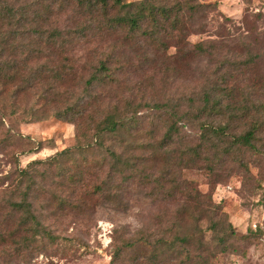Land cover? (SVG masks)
<instances>
[{
  "label": "trees",
  "instance_id": "obj_1",
  "mask_svg": "<svg viewBox=\"0 0 264 264\" xmlns=\"http://www.w3.org/2000/svg\"><path fill=\"white\" fill-rule=\"evenodd\" d=\"M65 1L73 4L78 14L75 27L64 29L53 23L41 26L53 7L44 3V12L37 5V26L33 32L25 35L24 30H16L13 34L12 46L19 58L0 59V152L14 163L0 175V182L7 177L6 184L0 187V205L6 208L3 221L18 219L12 229L0 224V244L4 246L9 239L14 242V236L22 231L28 233L16 240L12 251L3 252L12 258L24 257L56 246L62 238L38 214L32 195L36 187L45 185L42 180L50 177L48 170L57 168L70 190L67 195V187L52 190L58 209H80L87 196L97 195L100 202L125 210L127 201L123 191L130 188L143 190L154 200L170 202L184 197V202L168 219L169 225L160 233L143 227L129 235L127 230L122 233L117 230L111 236L108 264H219L215 261L217 253L226 251L230 239L238 235L219 203L193 186L182 176V170L203 159L211 162L234 151L256 150L257 137L264 134V107L248 97L245 86L236 77L229 78L235 72L231 68L237 66L228 69L225 63L229 56L217 57L214 40L188 39L189 34L206 30L204 17L212 10V3ZM58 6L61 10L55 14L64 10L62 3ZM3 33L6 38L3 41L8 42L12 38L10 31ZM110 38L114 41L108 43L105 56L98 59L97 68L84 80L82 74L73 71V65L52 62L55 53L73 49L79 40L99 45ZM6 46L0 43V52ZM170 46L175 47L173 53L166 52ZM159 52L175 58V76L179 75L176 63L196 54L215 53L214 62L218 64L198 89L175 82L174 100L161 97L143 101L120 94L112 102V89L127 83L131 73H144ZM75 78L82 79L84 85L77 97L70 99L69 94L74 93L67 90L65 94L60 88ZM95 85L102 88L94 89ZM28 93L35 99L22 107L20 98ZM135 94L139 96L138 92ZM49 114L74 123V144L20 165L18 154L38 151L43 145L40 141L31 145L30 137L23 135L14 122L40 120ZM83 117L88 119L84 121ZM145 135L149 140L143 139ZM193 135L197 142L190 143ZM182 142H186L184 147L177 148L178 153L173 154L175 149L171 146ZM19 143L28 146L16 150ZM185 214L193 218L194 230L180 234L178 229L175 231V216ZM203 217L209 220L205 227L198 224ZM206 231H210L207 238ZM194 237L199 246L191 252L186 246ZM210 241L214 242L213 250L207 249ZM139 245L148 249L132 253L131 249Z\"/></svg>",
  "mask_w": 264,
  "mask_h": 264
},
{
  "label": "rangeland",
  "instance_id": "obj_2",
  "mask_svg": "<svg viewBox=\"0 0 264 264\" xmlns=\"http://www.w3.org/2000/svg\"><path fill=\"white\" fill-rule=\"evenodd\" d=\"M53 1L55 2L51 3ZM202 1L213 5L212 10H209L204 17L206 30L191 33L188 39L191 42L214 40L216 47L212 50L218 53L217 57L229 56L228 63H225L228 69L237 66L235 69L231 68L235 72H232L229 78L236 77L235 79L245 86L248 97L258 106L264 107V0ZM44 3L53 7V12H48L50 15H47L41 26L48 27L53 23L64 29L75 27L78 14L73 4L65 0H0V43L7 45L6 50L0 52V59L19 58L16 54L17 50L12 46L15 44L13 34L16 30H24L25 35L32 33L33 28L37 26L36 7L38 5L40 6L38 9L46 12ZM61 3L63 12L55 14V11L61 10L57 8ZM6 31H10L12 36L8 42L3 41L6 40L3 33ZM113 38L105 39L99 45L79 40L73 49L55 53L52 62L73 65V71L82 74L84 80L97 68L98 59L105 56L109 48L108 43ZM174 51L175 47L170 46L166 52ZM214 56L215 53L212 55L203 53L180 60L176 63L179 75L175 76V58H167L164 53L159 52L156 57L154 56V61L146 66L144 73H131L127 83L122 82L114 87L110 93V100L117 101L120 94L130 95L134 100L143 101L161 97L162 100L169 97L173 99L175 82L178 81L187 88L196 86L198 89L206 76L217 68L218 62H214ZM83 80L76 78L73 81L68 80L60 90L62 89L65 94H68L67 90L71 91L74 94H69L70 99L76 98L77 93L83 88ZM136 81L138 82L135 83ZM101 88L102 86H94V89ZM137 92L139 96L135 97ZM34 99L35 96L28 93L20 98L22 101L20 105L29 106ZM86 119L88 118H82L84 121ZM14 125L23 135L30 137L31 145L38 141L43 145L38 151L18 154L22 166L33 158L45 157L75 142L74 123L52 114L35 121L18 120ZM161 132L160 128L158 133ZM194 137L191 136L190 143L197 142ZM143 139L149 140L148 135ZM185 143L173 144L171 146L175 149L173 154L178 153L177 148L182 149ZM256 143V150L234 151L211 162L203 159L182 170V176L190 180L193 186L203 193H209L212 201L219 203L238 235L230 239L226 251L217 253L215 261L219 264H264V134L257 137ZM27 146L28 144L19 143L15 148L24 149ZM97 154L101 153L97 151ZM159 164L163 166V161L160 160ZM13 166L14 163H10L7 156L0 152V175H4ZM48 173L50 177L46 181L42 180L45 185L42 188L36 187L32 191L34 205L42 219L52 224L56 228V233L62 238L58 239L56 246L42 252H33V254L31 252V255L12 258L3 251L5 249L12 251L16 240L28 234L24 231L17 233L14 242L9 239L4 246L0 244V264H108L112 252L111 236L116 235L117 230L118 233L127 230L129 235L143 227L149 232L160 233L162 228L169 225L168 219L173 217V212H176L184 202L182 196L170 202L154 200L143 190L130 188L123 191L124 199L127 201L125 210L100 202L97 195L87 196L85 205L80 209L69 210L67 207L58 209L51 192L55 189L59 190V187H67V182L59 176L57 168H51ZM5 179L7 177H3L0 187L6 184ZM91 180L94 181L93 178ZM69 193L67 187L66 195ZM190 210L193 211L192 207ZM5 211L6 208L0 205V224L12 229L17 218L3 221ZM186 215L179 218L175 216V231L178 229L180 234L194 230L193 218ZM208 223L209 220L205 217L198 220L201 227H205ZM205 235L207 238L210 231H206ZM198 246V240L194 237L186 247L192 252ZM145 248L148 249L139 245L131 251L135 253L138 249ZM213 248L214 242L210 241L207 249L213 250Z\"/></svg>",
  "mask_w": 264,
  "mask_h": 264
}]
</instances>
